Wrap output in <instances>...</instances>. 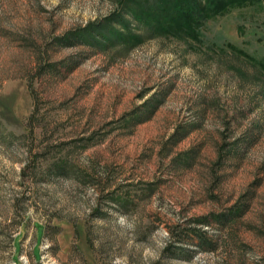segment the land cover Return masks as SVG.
<instances>
[{
  "label": "rangeland",
  "instance_id": "1",
  "mask_svg": "<svg viewBox=\"0 0 264 264\" xmlns=\"http://www.w3.org/2000/svg\"><path fill=\"white\" fill-rule=\"evenodd\" d=\"M120 9L0 0V264H264V0L199 41L128 15L134 44L58 45Z\"/></svg>",
  "mask_w": 264,
  "mask_h": 264
},
{
  "label": "trees",
  "instance_id": "2",
  "mask_svg": "<svg viewBox=\"0 0 264 264\" xmlns=\"http://www.w3.org/2000/svg\"><path fill=\"white\" fill-rule=\"evenodd\" d=\"M260 0H120V12L112 13L106 18L105 23L89 25L83 29L69 32L66 38L57 39L58 45L75 46V44L107 46L111 41L109 36H114L119 41L134 44L138 37L131 33L129 22L124 21L125 16H130L136 23L145 26L151 34L171 36L174 38H189L199 41L201 28L205 22L231 8L253 4ZM132 6V7H131ZM118 26V29L117 27ZM116 27V28H115ZM119 29H122L121 32ZM104 42V43H103ZM244 54V53H243ZM264 73V63H259ZM237 206L232 207L227 213L208 215L197 219L199 224L210 226L216 223L222 229L230 231L234 225V216ZM196 246L202 250L214 251L215 243L205 236L203 230H195ZM176 250H183L181 244L176 243Z\"/></svg>",
  "mask_w": 264,
  "mask_h": 264
},
{
  "label": "built area",
  "instance_id": "3",
  "mask_svg": "<svg viewBox=\"0 0 264 264\" xmlns=\"http://www.w3.org/2000/svg\"><path fill=\"white\" fill-rule=\"evenodd\" d=\"M20 259L22 260L23 264H26V260L23 259V257H20Z\"/></svg>",
  "mask_w": 264,
  "mask_h": 264
}]
</instances>
